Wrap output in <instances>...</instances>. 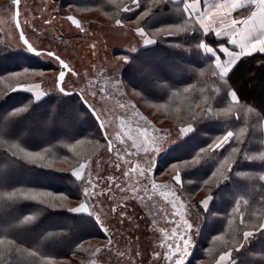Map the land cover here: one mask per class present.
<instances>
[{
    "label": "trees",
    "instance_id": "1",
    "mask_svg": "<svg viewBox=\"0 0 264 264\" xmlns=\"http://www.w3.org/2000/svg\"><path fill=\"white\" fill-rule=\"evenodd\" d=\"M99 1L58 0L61 9L75 8L78 13L80 10L96 11L99 14L109 15V20L114 21L116 10L113 5L105 0L101 9L98 6ZM124 1L130 3V0ZM203 1L200 0L201 3ZM147 4H152V0H141L139 7L133 6L131 11L120 13L127 22L125 25H134L135 29L133 22L146 10ZM180 7H182L181 0L176 2L168 0L158 6L153 4V9L141 22V27L146 32L152 33L162 27L178 26L183 20L182 14L177 12ZM246 14L245 8L236 15L240 18ZM66 15L79 19V15L75 13ZM200 43L213 49L219 47L231 49L226 39H218L211 32L204 34L202 31L191 33L185 31L160 37L155 43L146 45L135 53L121 50L112 52L113 60L119 58L124 60L123 63L125 62L119 70L118 82L123 87L118 93L132 100L136 111L139 112L136 115L140 116L142 121L149 119L150 116L144 113L138 106V101L130 96L133 92L140 94L141 102L154 107L181 105L182 114L172 111L165 117L166 113L157 116L156 121H153V124L157 125L158 119L167 120L176 129H179L183 123L179 117L188 115L187 109L193 97H198V102H201L211 95L214 97L211 101L213 108L217 111L229 106L228 89H222L219 93L211 91L214 77L210 69L215 67L214 60L211 55L199 48ZM154 62L163 65L164 70L157 73L150 71L147 77L153 81V84L148 90L138 82L135 75L144 74V70ZM22 70H32L29 74L39 76L58 75V66L43 62L29 51L25 53L11 50L3 44L0 34V239L12 238L19 247L26 248V251H34L36 256L32 258L31 264H36L38 260H45L48 264L49 258L52 262L70 261L73 264H85L80 263V260L87 261L88 257L98 249L99 243H104L106 238L95 218L68 210L84 200L83 190L78 186L80 182L71 175L72 170L57 171L60 170L57 165L67 164L66 147L87 146L90 159V156L98 155L102 151V147H97V144L106 146L107 143L93 116L76 95L48 94L43 98L35 99L30 92L5 91L6 82L13 78V74ZM169 71L172 79L166 74ZM226 79L230 87L235 89L239 99L232 109V116L205 117L195 122L192 126L193 130L180 143L169 147L164 154L155 158L156 166L150 172L152 182L158 185H164L166 181L174 182L171 181L170 166L187 163L197 158L198 154L216 138L227 132H239L242 128L247 130L241 146L244 155L233 163L227 178L211 189L208 206L205 209L196 206L203 219L199 230V244L196 243V250L192 248L190 251L186 264L206 263L205 253L211 242L215 243L214 246L221 243L222 249H232L231 232L240 224V217L235 218L232 226L228 224V219L231 218L229 214L238 199L246 198L249 201L245 214L250 224L264 217V181L259 179L260 176H264V161L245 158V156H258L264 151L262 142L264 140V54L255 53L241 57L230 69ZM184 88H189V91L184 93ZM110 90L114 92L115 88ZM172 92H180L181 95L173 97ZM116 102L117 100H114V104H117ZM21 108L25 110L18 112L17 110ZM195 110L199 111V109ZM44 122L51 123L53 131L63 128L67 133L32 142L33 138L42 136ZM27 124H29L28 129ZM12 132H16L17 135H12ZM19 147L25 151L41 154L48 150L55 151L62 158L50 159L44 154L40 163L45 166L38 167L30 163L23 153L19 154L20 159L11 155V150ZM228 150L230 146L226 145L224 149L200 159L196 165L182 170V184L176 185L181 194L188 200L199 195L197 199L199 202L209 192L204 182L210 178ZM16 174L35 180L15 182L11 178ZM167 175H170L169 179ZM18 189L35 190L46 194L41 198L44 203H34L26 199L8 201L11 193ZM48 192L56 195L49 199ZM61 194L68 198L66 201L70 205L67 208L60 207ZM137 195L143 205L152 200L149 194L144 195L142 191ZM241 204H244L243 200ZM27 216H32L33 219L25 224L22 223ZM249 230L253 229L250 227ZM23 234L34 235L35 239L33 241L23 239L20 237ZM216 236H221L222 239L216 240ZM202 241L203 243L200 244ZM87 242L92 243L88 246ZM36 244L40 247L35 248ZM242 245V247L236 246V250L232 251V253L239 252L238 257L232 260V264H264V230H256L247 241L242 240ZM11 254L7 255L3 264H15L16 252Z\"/></svg>",
    "mask_w": 264,
    "mask_h": 264
},
{
    "label": "rangeland",
    "instance_id": "2",
    "mask_svg": "<svg viewBox=\"0 0 264 264\" xmlns=\"http://www.w3.org/2000/svg\"><path fill=\"white\" fill-rule=\"evenodd\" d=\"M104 2L105 0L99 1L100 5L98 6H100L101 9H103ZM113 2L114 4H120L126 3L127 1L113 0ZM68 13L79 15V19H77L79 27L73 25L71 21L67 19L69 15L66 14ZM102 14H99V12L96 11L88 12L87 10H80L78 13L75 8L61 9L58 0H20L19 4V24L29 41L38 49H51L54 52L59 53L62 58L68 61L72 66V69L79 73L78 77H74L71 76L70 71L68 70V75L66 76L67 89L80 93L81 88H91L97 92L95 99L89 95L88 100L98 109H103V118L109 124L108 134L113 138L121 132L122 128H131L135 130L137 126H140L141 130H143V126L145 125V122H147V124L151 126L148 129L149 132L151 133L154 129L155 133L158 134L159 142L164 144L165 147L156 155V157H158L159 155L164 154L165 150L169 147L180 143L188 133L180 137L178 135L179 129H176L175 126L172 127V123H169V121L158 119V123H156L157 125L153 124V121H156L157 116L159 117L166 113L164 115L165 117L167 114L172 113V111L174 113L182 114L181 105L180 111L176 110L178 106H174V104L169 105V107L168 105L154 107L141 102L139 96H134L131 93L130 96L138 101V106L144 111V113L151 117H149L150 120H145L143 117L144 121H142L139 118L140 116L138 117L136 115L139 114V112L136 111L130 98H127L125 95H120L118 93L119 91H116V88L114 92H111L110 89H112L113 85L119 80V70L125 63L122 62L124 61L123 59L117 58L113 60L112 52L114 50H121L135 53L146 45H143L140 37L136 35L134 25L117 27L115 26V21L109 20V15ZM0 34L2 42L6 47H9L13 51L27 53L28 50L24 48L23 43L20 41L19 33L15 26L14 5L12 0H0ZM132 49H135V51ZM38 57L47 64L58 66L56 62L48 58ZM163 68V65L154 62L144 70V74L141 73V75L137 74L135 76H137L138 82L141 85L150 90L153 81L149 79L147 75L150 74V71L157 73L160 70H164ZM170 73L171 72L169 71V73L166 74L168 78L172 79L173 77H171ZM56 76L57 75L55 74H48L46 76L28 74L20 79L26 80L29 84H39L41 87L40 89H37V91L44 92L45 94L43 96H45L48 94H60V91L56 89L54 82V77ZM113 77H116V80ZM14 79L15 78H10V80L4 85L7 91H12L10 85L14 83ZM89 81H93V83L89 85ZM101 88L107 90V95L103 103L100 101ZM43 96L41 98H43ZM114 100H117V104H114ZM125 103L129 105L128 108L121 107V104ZM51 127V123L44 122L42 125V136L33 138L32 142L35 143L52 136L67 133L63 128L53 131L51 130ZM26 128H29V124L26 125ZM11 134L17 135L16 132H12ZM124 139L126 140V143H121L120 140H116L115 144L122 159L118 160L115 151L109 152L107 144L102 147V151L98 155L90 156V159L88 158L89 149H87L89 147H66L69 145L68 144L65 146L67 151V164L57 165V168L60 170L54 169L57 171H73L75 168L79 167V162L81 161L90 167L92 179L96 181L97 187L92 189L91 186H89V191H95L97 195L88 198L90 199L88 207L89 210H92L93 206H96L97 211L102 210V218L105 219V222L110 228L109 234H105L101 229L106 238L104 243H99L98 245V249L101 251H95L91 257H88L87 261L79 259L80 263L153 264L154 259H156V257H154V252L162 253L165 251V249L161 247L166 243L165 233H168L170 236L172 229L175 227L173 220L179 219V217L172 216L174 209L172 208L171 203H169L168 200H165L159 192H153L151 189V183L146 182L144 178L139 175L138 171L136 173H130V179L123 175L124 171H127L129 167L137 168V166H139L140 168H143L147 162L148 155H150L146 154L142 149L137 152L136 149L132 147V141L128 140L127 137H124ZM262 142L264 143V140ZM130 152H135L136 154L130 156ZM44 154L50 159L58 160L62 158V156L55 151H44ZM44 154H42V156H44ZM156 157L154 156L153 158L155 159ZM78 158H83L86 161L79 160ZM66 161L64 162L66 163ZM125 161H129V163L126 164ZM117 164H119V167H117ZM155 166L156 164H153L152 169ZM167 176L169 179L170 175ZM110 177L112 178L111 180L109 179ZM11 179L15 182L35 180L34 178L23 177L20 174L12 175ZM113 180L115 183L112 182ZM116 183L121 184L124 188L129 190L121 192L116 188ZM169 183V181H166V184ZM174 183L175 182H171L176 189L175 195L185 206L181 211L185 213L186 218H188L190 222L196 221L199 223L197 229L195 227L193 228V242L190 251L192 248L196 250L195 246L200 238L199 230L203 220L197 209V207L199 208V203L197 201L199 195L188 200L183 194H181L180 190ZM146 184L148 194L152 197V200L150 199L151 201H148L146 205H143L137 195L136 188L142 189ZM27 191L33 192L35 190ZM35 192L37 193V199H26V201L39 203L37 200H41V198L46 195H41L40 192L37 191ZM101 192H103V195H100ZM142 193L145 195L144 191H142ZM85 199L86 198L84 197V200ZM59 204H61V208H67L70 205L66 200H60ZM117 204H120L121 207L117 209L115 214H112L111 209L116 208ZM78 206L79 204L75 207ZM104 213L108 214L104 215ZM79 214L90 215L95 218L90 213ZM20 237L30 241L35 239V236L31 234H23ZM109 239L112 240L110 245L107 242ZM167 242L170 243V239ZM91 243L87 242V245L90 246ZM202 243L203 241L200 242V244ZM214 244L215 243L211 242L210 247L207 248L205 253L206 263L202 262L199 264H212L213 257L218 259L217 253L222 249V244L218 243L217 246H214ZM38 245L39 244H36L34 247H40ZM30 252L32 251L28 250L19 254L16 252V256L14 254L15 264H31L33 256L29 255ZM7 255L8 253H5L3 256H0V261H5ZM201 255L204 256V254ZM238 255L239 252L232 253L231 259L233 260L237 258ZM44 263H46L45 260H38L36 264ZM53 264L73 263L70 261H55ZM159 264H166L162 256L159 258Z\"/></svg>",
    "mask_w": 264,
    "mask_h": 264
},
{
    "label": "snow or ice",
    "instance_id": "3",
    "mask_svg": "<svg viewBox=\"0 0 264 264\" xmlns=\"http://www.w3.org/2000/svg\"><path fill=\"white\" fill-rule=\"evenodd\" d=\"M110 4H113V7L116 10V14L113 16L115 21V26L123 27L127 22L120 16V13H127L133 9L140 6L141 0H130V3H120L114 4L113 0H109ZM168 0H152V4L146 5V10L136 19L133 23L135 24V33L143 42V45H151L155 43L158 38L176 35L180 32H193V31H203V33L215 32L217 37H227V44L234 45L238 52H230L227 47H221L220 52L227 55L228 59L224 62H221L219 56H216V53L213 51L211 47L206 46L204 43L199 44V48L202 49L205 53H211L215 59V67L210 69L212 77V84L214 85L211 89L213 93H219L222 89H228V94L230 97V104L227 108H223L222 110H214L212 100L214 97L211 95L204 101L198 102V97L192 98V103L189 105L187 112L188 115L184 117H179L183 121L181 127L179 128L178 135L182 137L184 134L190 133L193 129L192 126L198 120L205 117H231L233 107L239 102L238 96L236 95L235 89L231 88L227 82V74L230 71V68L241 58L244 56L252 55L254 53H262L264 54V3L260 2V0H223L222 3H217L215 5H210L208 0H204V7L201 10L200 0H181V5L179 9H177L178 14H182L183 20L178 26H167L162 27L160 29L155 30L152 33L146 32L141 27V22L149 15L151 10L153 9V4L158 6L160 4L166 3ZM176 2V0H173ZM13 5L16 6V27L20 32L19 39L23 43L24 48H26L29 52H34L40 57L48 58L58 64V75L54 77V82L56 89L64 94L73 93L67 89V80H66V71L69 70L71 76L78 77L79 73L72 69V66L68 63V61L61 57V55L57 52H54L51 49H38L29 39L25 36L21 25L19 24V4L20 0H12ZM246 5L250 6L252 9L250 11V15H247L244 19H236L233 18L232 14L236 12L238 9L244 8ZM213 9L217 11H223V17H217L213 14ZM68 20L71 21L73 25H78L77 20L73 19L71 16L67 17ZM219 20L221 27H214L215 22ZM51 22V21H49ZM198 25V27H197ZM135 51V49H132ZM32 70H22L17 74H13L12 77L14 79V83L11 86L12 91L15 90H24L33 94L35 99H40L45 93L42 91H37L40 89L39 84H29L26 80L20 79L21 77L27 76L31 73ZM203 74V73H202ZM89 85L93 83V81L88 82ZM117 91L120 90L123 85L119 82H116L113 85ZM7 91V90H5ZM189 88H184L183 92L187 93ZM92 96L93 99L96 98L97 92L91 88H81L80 89V97L82 98L85 105L90 109V111L94 114L97 121L99 122V130L105 133L104 140L107 141V148L109 152H116L117 158L122 159L120 157L119 150L116 149L115 144L116 140H120L121 143H126L124 137H127L128 140L132 141V147L139 152L141 149L146 153L150 154L147 157V162L143 168L137 166V168H131L127 171H124L123 175L127 178H131L130 173L139 172V175L144 178L146 182L151 183V189L153 192H159L165 200H168L171 203L174 212L172 216L179 217L177 220H173L175 227L172 229L171 234L169 236L168 233H165L166 243L161 247L165 249L162 253L154 252L153 264H159V258L162 256L163 260L166 264H186V258L190 254V249L192 246V232L193 228L196 229L199 227V223L196 221H189L186 218V215L181 209L185 206L181 203L175 195L176 189L171 184L158 185L152 182V177L149 173L152 170V166L154 164V156L164 149V144L159 142L158 134L155 133L153 129L152 132H149L150 125L145 122L143 126V130H141L140 126H137L135 130L131 128L121 129V132L117 134L115 138L108 134L109 124L106 122L104 117L103 109H98L93 103L88 100V96ZM107 95V90L104 88L100 89V101L104 102ZM134 96H140L138 92H133ZM181 95L180 92H172V96L176 97ZM122 108H128V104H121ZM195 109H199L196 111ZM25 109L21 108L17 110L18 112H23ZM177 111H180V107L176 108ZM238 119V117H237ZM123 123V122H122ZM247 130L240 129L239 132H227L221 137L216 138L206 149H204L200 154H198L197 158L191 160L187 163H177L170 166L169 170L172 173L171 181L175 182V185H181V171L185 168H190L196 165L200 159L204 157H208L212 155L215 151H219L224 149L225 146H230V150L227 151V155L224 159L219 163V166L215 169L213 174L208 178L204 184L208 186L209 192L205 194L204 197L198 202L200 208H206L208 206L210 195L209 193L212 191L211 189L215 186H218L223 180L227 178L228 173L231 171L233 163L236 159L242 155L241 146L244 143L245 135ZM104 144H97V147H104ZM20 153H23L24 157L28 158L30 163L36 164L38 167H44L40 161L42 160V154L40 152H29L25 151L22 147L11 150V155L21 158ZM135 152H130L129 155H135ZM245 158L249 160H259L264 161V151L260 152L258 156H245ZM125 163H129V161H125ZM119 167V164H117ZM87 173V174H86ZM71 175L75 177L76 181H80L78 185L79 188H83L82 195L86 198L85 200L79 203L78 207L68 208L73 213H90L95 217L98 221L101 229L105 234H109L110 228L108 224L105 222V219L102 218L101 211L96 210V206H93L92 210H89L88 204L90 203V197H94L97 195L95 191H89V186L92 189L97 187L96 181L92 179V173L90 167L87 166L83 162H79V167L75 168ZM112 179L111 177L109 178ZM260 180L264 181V176L259 177ZM115 183V181H112ZM116 188H118L121 192L128 191L129 189L124 188L121 184L116 183ZM140 191H144L145 195L148 194L147 184L144 188H136L137 194ZM44 195V193H40ZM56 194L47 193L49 199L54 197ZM103 195V192L100 193ZM61 200H66L63 194L59 196ZM21 199H37V193L35 191L29 192L23 189H18L11 193V196L8 198V201H16ZM241 200L244 201V204H241ZM39 203H44L43 200H37ZM249 205V201L246 198H240L235 202L234 207L232 208L231 213L229 214L231 218L228 219V224L230 226L233 225V221L237 216L240 217V224L235 226V228L231 232V239L233 241L232 249H221L217 255L218 259L213 257L212 264H232V251L236 250V246L242 247V240L247 241L250 237L254 235L256 230H264V217L258 219L254 224H250L247 215L245 214V209ZM121 207L120 204H117L116 208L111 209V213L115 214L117 209ZM108 213H104L107 215ZM168 218V217H166ZM33 219L32 216H27L23 219L22 223H27ZM253 230H249V228ZM242 233V237H241ZM170 239V243L167 241ZM216 240L222 239L221 236H216ZM108 244L112 243V240L109 239ZM26 251L25 248H20L13 239L5 238L0 239V256H3L5 253L11 254L12 252L23 253ZM95 251L99 252L100 249H96ZM29 255L35 257L36 253L34 251L30 252ZM0 264H3V261H0ZM48 264H53L52 260L49 258Z\"/></svg>",
    "mask_w": 264,
    "mask_h": 264
},
{
    "label": "crops",
    "instance_id": "4",
    "mask_svg": "<svg viewBox=\"0 0 264 264\" xmlns=\"http://www.w3.org/2000/svg\"><path fill=\"white\" fill-rule=\"evenodd\" d=\"M176 1H178V0H176ZM223 2V0H208V3L210 4V5H215V4H217V3H222ZM254 2H255V0H254ZM260 2H262V3H264V0H260ZM200 6H201V10H203V7L205 6L204 5V1L201 3L200 2ZM246 8V10H247V14L245 15V16H243V17H241V18H239L236 14L237 13H239L241 10H243V9H245ZM251 10H254V9H252L250 6H248V5H246L244 8H241V9H238L236 12H234L233 14H232V16H233V18H236V19H244L247 15H250V11ZM213 14L214 15H216L217 17H223V15H224V12L223 11H217L216 9H213ZM214 27H221V24H220V22H219V20H217L216 22H215V24H214ZM202 31V30H201ZM203 32V31H202ZM211 33H213L214 35H215V32H211ZM204 34H208V33H204ZM217 37V36H216ZM218 39H226L227 40V37H224V36H221V37H217ZM229 45V44H228ZM230 46V45H229ZM220 48L221 47H219V48H217V49H213V51L216 53V56H219L220 57V59H221V62H224L225 60H227L228 59V57H227V55L226 54H224V53H222V52H220ZM232 49V50H231ZM231 49H229V51L230 52H238L239 51V49H237L234 45H231ZM257 53H259V52H257ZM207 54H209V55H211L212 57H213V60H214V64H215V59H216V57H214L211 53H207ZM255 54V53H254ZM234 66V65H233ZM232 66V67H233ZM231 67V68H232ZM230 68V69H231Z\"/></svg>",
    "mask_w": 264,
    "mask_h": 264
},
{
    "label": "water",
    "instance_id": "5",
    "mask_svg": "<svg viewBox=\"0 0 264 264\" xmlns=\"http://www.w3.org/2000/svg\"><path fill=\"white\" fill-rule=\"evenodd\" d=\"M15 12H16V6L14 5V22H15V26H16V23H17V21H16V17H15ZM69 16H71V15H69ZM72 17V16H71ZM72 18H74V17H72ZM74 19H76V18H74ZM77 20V19H76ZM17 28V27H16ZM18 30V29H17ZM18 33H19V35H20V32H19V30H18ZM30 53H32L33 55H35V56H39V55H37V54H35L34 52H30ZM66 71V75L68 74V70H65ZM71 92H73V91H71ZM60 93H62V92H60ZM63 95H66V96H69V95H76L79 99H80V101H81V103L83 104V106L89 111V113L93 116V118H94V120L96 121V123H97V125H99V122L97 121V119H96V117L94 116V114L90 111V109L85 105V103L83 102V100H82V98L80 97V93H78V92H73V93H70V94H64V93H62ZM99 127V126H98ZM101 133H102V136H103V138H104V135H105V133L103 132V131H101ZM106 141V140H105ZM106 143H107V141H106Z\"/></svg>",
    "mask_w": 264,
    "mask_h": 264
},
{
    "label": "flooded vegetation",
    "instance_id": "6",
    "mask_svg": "<svg viewBox=\"0 0 264 264\" xmlns=\"http://www.w3.org/2000/svg\"><path fill=\"white\" fill-rule=\"evenodd\" d=\"M67 75H68V74H67ZM67 75H66V76H67Z\"/></svg>",
    "mask_w": 264,
    "mask_h": 264
}]
</instances>
